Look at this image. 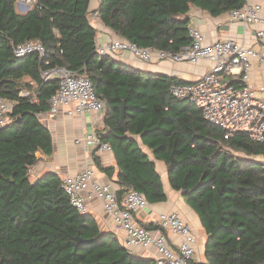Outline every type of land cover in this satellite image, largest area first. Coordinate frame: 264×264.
<instances>
[{"label":"trees","instance_id":"obj_1","mask_svg":"<svg viewBox=\"0 0 264 264\" xmlns=\"http://www.w3.org/2000/svg\"><path fill=\"white\" fill-rule=\"evenodd\" d=\"M92 0H33L19 14L16 0H0V97L14 101L0 125V264H154L102 231L73 207L54 172L31 179L37 151L52 153L40 115L50 108L58 80L42 72L65 66L89 77L106 104L103 124L118 168L116 197L140 191L147 203L166 199L153 158L163 161L170 187L194 210L207 239L199 264H264V140L245 133L228 139L189 99L170 91L183 83L144 74L97 52ZM244 0H102L98 14L117 37L139 47L177 51L190 43L192 7L215 16ZM39 41L45 54L15 56L12 46ZM25 91V95L21 92ZM121 106L124 107L123 124ZM138 137V139L136 138ZM97 168L112 174L113 167ZM148 229L157 224H141ZM76 237L94 241L76 245Z\"/></svg>","mask_w":264,"mask_h":264},{"label":"built area","instance_id":"obj_2","mask_svg":"<svg viewBox=\"0 0 264 264\" xmlns=\"http://www.w3.org/2000/svg\"><path fill=\"white\" fill-rule=\"evenodd\" d=\"M101 1L92 0L90 5V19L95 27L101 23L97 10ZM32 2L23 0V5L30 7ZM261 10L260 3L244 0L241 7L229 10L228 15L233 21L256 25L255 38L264 44V16ZM188 34L190 43L177 51L139 47L127 39L116 37L97 45V52L113 57L128 52L145 63L208 61L211 64L208 72L195 81L171 84V93L178 98L189 99L200 109L205 120L222 130L225 139L245 133L252 141H263L264 100L255 95L249 81L251 58L258 56L256 50L234 39L208 41L195 27H189ZM12 51L17 57L29 53L43 57L45 47L39 41H25L13 45ZM42 75L58 80V88L50 98L49 114L63 111L72 116L105 111V102L96 95L92 81L86 75L65 66L48 68ZM13 106L14 101L0 97V125L10 121ZM75 140L102 151H111L109 143L94 132ZM62 187L71 205L80 213L88 212L87 200L100 201L105 213L113 219L115 228L124 233L122 244L125 247L153 246L156 249L154 264H199L196 260L197 238L176 211L160 213L155 229L137 224L133 220L134 215L148 204L143 194L129 189L119 202L110 183L99 182L94 169L89 166L63 177ZM165 231L178 236L176 248L167 243Z\"/></svg>","mask_w":264,"mask_h":264},{"label":"crops","instance_id":"obj_3","mask_svg":"<svg viewBox=\"0 0 264 264\" xmlns=\"http://www.w3.org/2000/svg\"><path fill=\"white\" fill-rule=\"evenodd\" d=\"M261 4V13L264 16V0H251ZM29 7L23 5V13ZM189 27L199 29L208 41L215 39H234L244 46L251 47L258 53L257 57L251 58L249 72L250 85L253 87L257 97L264 100V44L257 40L254 35L256 25L243 24L229 18L228 11L219 15H211L207 11L192 7L187 13ZM97 45L116 38L117 35L108 27L98 24ZM118 61L131 66L144 74L166 75L174 77L183 82H191L202 77L209 71L211 64L206 60L197 63L159 61L145 63L133 57L128 52H121L114 56ZM106 111L85 112L82 115H66L60 111L56 115L48 112L40 115V120L48 127L52 136V153L45 155L41 151L36 152L38 161L30 168L31 179H36L44 172H54L62 179L65 176L73 175L86 166L94 169L96 178L101 183H110L111 189L117 194L119 184L117 183L118 168L115 163L112 151H102L93 148L75 139L94 132L95 134L106 133L103 124V117ZM138 139V137H136ZM141 148L154 161L155 167L161 176L166 199L159 203H148L147 206L134 215L133 220L141 225L157 224V216L160 213L176 211L182 220L187 223L197 238L196 260L204 262V248L207 239L206 232L201 226L194 210L184 201L181 192L173 190L168 182L167 169L163 161L153 158L150 150L141 145ZM102 167H113L112 174L106 173L96 165V159ZM256 160L264 162V155L257 156ZM88 213L96 219L100 229L105 232H113L122 243L124 233L115 228L113 219L105 213L100 201L96 199L87 200ZM167 243L174 249L179 238L171 231H165ZM139 256L153 259L156 249L151 246L143 248L134 246L129 248Z\"/></svg>","mask_w":264,"mask_h":264},{"label":"water","instance_id":"obj_4","mask_svg":"<svg viewBox=\"0 0 264 264\" xmlns=\"http://www.w3.org/2000/svg\"><path fill=\"white\" fill-rule=\"evenodd\" d=\"M18 13L19 14H23V12H18ZM123 112H124V107L121 106V122H122V124H123ZM75 240H76L75 244L76 245H80L82 243L92 242V241H94V238H92V239H83V238H80V237H76Z\"/></svg>","mask_w":264,"mask_h":264},{"label":"rangeland","instance_id":"obj_5","mask_svg":"<svg viewBox=\"0 0 264 264\" xmlns=\"http://www.w3.org/2000/svg\"><path fill=\"white\" fill-rule=\"evenodd\" d=\"M16 10H17V12H23V0H16ZM21 94L22 95H25L26 92L25 91H22ZM253 159L255 161L263 162L262 160H256V157H253Z\"/></svg>","mask_w":264,"mask_h":264}]
</instances>
